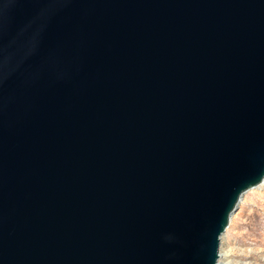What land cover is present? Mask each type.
Instances as JSON below:
<instances>
[{
  "label": "water",
  "instance_id": "95a60500",
  "mask_svg": "<svg viewBox=\"0 0 264 264\" xmlns=\"http://www.w3.org/2000/svg\"><path fill=\"white\" fill-rule=\"evenodd\" d=\"M264 182V0H0V264H218Z\"/></svg>",
  "mask_w": 264,
  "mask_h": 264
},
{
  "label": "rangeland",
  "instance_id": "374dc122",
  "mask_svg": "<svg viewBox=\"0 0 264 264\" xmlns=\"http://www.w3.org/2000/svg\"><path fill=\"white\" fill-rule=\"evenodd\" d=\"M226 233L220 250L231 251V264H264V189L245 196Z\"/></svg>",
  "mask_w": 264,
  "mask_h": 264
},
{
  "label": "bare ground",
  "instance_id": "6f19581e",
  "mask_svg": "<svg viewBox=\"0 0 264 264\" xmlns=\"http://www.w3.org/2000/svg\"><path fill=\"white\" fill-rule=\"evenodd\" d=\"M261 189H264V182L258 186L257 188H254V189H251L250 191H248L247 193L244 194V196L242 197L240 203H239V207L241 206L242 202H243V199L245 198V196L247 194H249L250 192L252 191H255V190H261ZM238 207V208H239ZM236 214V213H235ZM234 214V215H235ZM233 215V216H234ZM231 221H233V217L231 218ZM226 234L222 236V240L226 237ZM230 257H231V251L230 250H225V249H221L219 251V260H218V264H231V261H230Z\"/></svg>",
  "mask_w": 264,
  "mask_h": 264
}]
</instances>
